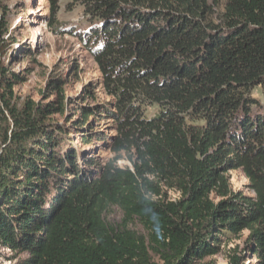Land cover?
I'll list each match as a JSON object with an SVG mask.
<instances>
[{"label":"trees","instance_id":"16d2710c","mask_svg":"<svg viewBox=\"0 0 264 264\" xmlns=\"http://www.w3.org/2000/svg\"><path fill=\"white\" fill-rule=\"evenodd\" d=\"M74 1L110 100L67 116L72 63L47 80L54 100L18 106L21 77L0 60V245L25 252L21 264H198L246 231L229 264H244L245 250L264 264V112L252 95L264 90V0ZM49 2L52 24L60 0ZM80 98L95 93L86 86ZM101 114L118 132L110 150L128 152L130 166L71 146L69 128L97 140L89 118ZM234 169L252 195L233 189ZM110 206L123 214L116 225L103 217Z\"/></svg>","mask_w":264,"mask_h":264},{"label":"rangeland","instance_id":"374dc122","mask_svg":"<svg viewBox=\"0 0 264 264\" xmlns=\"http://www.w3.org/2000/svg\"><path fill=\"white\" fill-rule=\"evenodd\" d=\"M6 12H3V10ZM49 0H0V18L4 27L0 28V43L11 45L9 51L0 58L2 62L13 72L17 73L21 80L13 87L14 100L18 106L30 98L36 102L46 103L55 99L54 94L46 90V83L50 77H57L66 71L69 64L78 67L79 77L72 76L64 85L66 100L72 103L67 105L66 115L77 118L79 104L93 107L107 104L110 96L101 86V75L93 61L88 44L83 42L85 32L92 23L85 16L83 8L74 0H60L57 12V20L50 23ZM15 41L16 43H13ZM89 86L95 93V98L81 99V91ZM253 97L258 99L259 112H264V90L255 87ZM75 109V114L72 112ZM145 115L152 116L155 112L153 106H146ZM90 116V134L97 140L90 143L81 141V133H87L84 129L69 128L68 139L71 146L77 150L82 158L92 159L104 163L114 161L121 167L130 166L128 152L114 153L110 150V143L117 135L116 125L111 117ZM59 123L70 126L64 117L53 115ZM231 185L235 191L245 195H252L247 186V179L240 169L229 171ZM168 199H177L178 194L171 190H165ZM122 211L117 206H110L104 212L106 222L116 225L121 222ZM128 228L138 234H145L141 225L130 223ZM247 232L243 231L237 236H232L228 241L222 242L217 253L205 256L198 264H229V256L244 248V240ZM151 256L153 254L151 253ZM27 257L25 252L15 251L0 245V264H21ZM244 264H257L252 254L244 251Z\"/></svg>","mask_w":264,"mask_h":264}]
</instances>
